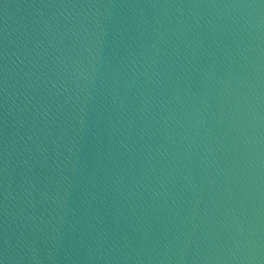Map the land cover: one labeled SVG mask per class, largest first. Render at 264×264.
<instances>
[{
	"label": "water",
	"instance_id": "95a60500",
	"mask_svg": "<svg viewBox=\"0 0 264 264\" xmlns=\"http://www.w3.org/2000/svg\"><path fill=\"white\" fill-rule=\"evenodd\" d=\"M0 264H264V0H0Z\"/></svg>",
	"mask_w": 264,
	"mask_h": 264
}]
</instances>
